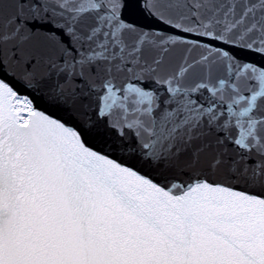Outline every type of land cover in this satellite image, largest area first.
Listing matches in <instances>:
<instances>
[{
	"label": "snow or ice",
	"instance_id": "obj_1",
	"mask_svg": "<svg viewBox=\"0 0 264 264\" xmlns=\"http://www.w3.org/2000/svg\"><path fill=\"white\" fill-rule=\"evenodd\" d=\"M0 264H264V0H0Z\"/></svg>",
	"mask_w": 264,
	"mask_h": 264
}]
</instances>
